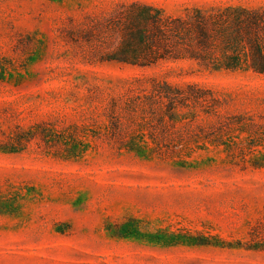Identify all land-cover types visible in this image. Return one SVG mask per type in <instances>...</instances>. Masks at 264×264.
Masks as SVG:
<instances>
[{"label":"rangeland","instance_id":"obj_1","mask_svg":"<svg viewBox=\"0 0 264 264\" xmlns=\"http://www.w3.org/2000/svg\"><path fill=\"white\" fill-rule=\"evenodd\" d=\"M132 1L264 7L0 0V264H264V74L105 60L104 19ZM162 82L212 109L126 105Z\"/></svg>","mask_w":264,"mask_h":264},{"label":"trees","instance_id":"obj_2","mask_svg":"<svg viewBox=\"0 0 264 264\" xmlns=\"http://www.w3.org/2000/svg\"><path fill=\"white\" fill-rule=\"evenodd\" d=\"M102 29L105 38L115 42V47L104 54L107 61L144 68L158 61L186 59L208 70L264 74L263 6H193L174 16L153 5L132 1L117 5L104 19ZM142 93L140 102L137 97L136 102L126 105L144 106L157 103V99L167 101L170 114H175L178 104L189 109L193 102L200 104L203 113L212 109V93L195 83H153ZM248 126L260 127L253 123ZM254 134L259 137L260 133L256 130ZM251 166L264 167V157L253 159Z\"/></svg>","mask_w":264,"mask_h":264}]
</instances>
